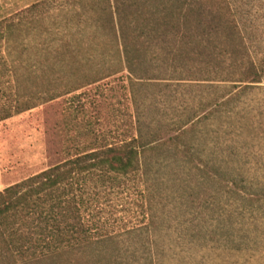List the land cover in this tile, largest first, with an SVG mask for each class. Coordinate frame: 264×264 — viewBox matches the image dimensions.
I'll use <instances>...</instances> for the list:
<instances>
[{"label":"trees","instance_id":"obj_1","mask_svg":"<svg viewBox=\"0 0 264 264\" xmlns=\"http://www.w3.org/2000/svg\"><path fill=\"white\" fill-rule=\"evenodd\" d=\"M251 1L264 6L78 1L129 75L130 126L76 127L59 162L0 192V264H264V16ZM13 27L0 21V123L85 87L28 88L6 52ZM122 196L135 222L119 233L103 214Z\"/></svg>","mask_w":264,"mask_h":264},{"label":"rangeland","instance_id":"obj_2","mask_svg":"<svg viewBox=\"0 0 264 264\" xmlns=\"http://www.w3.org/2000/svg\"><path fill=\"white\" fill-rule=\"evenodd\" d=\"M78 1L0 0V21L14 26L6 52L23 63L24 84L61 93L85 86L0 123V192L59 162L64 136L76 127L115 136L130 126L129 75L114 74V47L101 42L88 5ZM250 5V12L264 16L261 2ZM94 80L100 81L86 86ZM114 203L103 218L109 230L121 233L133 226L134 209L126 196Z\"/></svg>","mask_w":264,"mask_h":264}]
</instances>
